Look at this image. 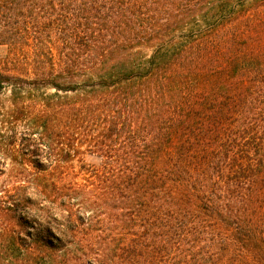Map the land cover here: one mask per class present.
Masks as SVG:
<instances>
[{
	"label": "trees",
	"instance_id": "trees-1",
	"mask_svg": "<svg viewBox=\"0 0 264 264\" xmlns=\"http://www.w3.org/2000/svg\"><path fill=\"white\" fill-rule=\"evenodd\" d=\"M0 47V264H264V0H0Z\"/></svg>",
	"mask_w": 264,
	"mask_h": 264
},
{
	"label": "rangeland",
	"instance_id": "rangeland-1",
	"mask_svg": "<svg viewBox=\"0 0 264 264\" xmlns=\"http://www.w3.org/2000/svg\"><path fill=\"white\" fill-rule=\"evenodd\" d=\"M5 54H6V48L0 47V56L3 57ZM48 93H54V90H48ZM9 97H10L9 93H6L5 95L0 96V101L3 103V106H5L6 108H8L10 106L9 101H7ZM24 131H25L24 127L19 126V127H17L15 133H8L7 139H6L7 144L15 147L18 151H20V149H21V146H20L21 136L23 135ZM83 160L86 164H89V165H97L99 163L98 159H96L93 156H89V155H85L83 157ZM5 163H6V170L8 171V175L4 176L2 178L3 181L10 178L11 172H12V170H14V168L20 167L19 164H17V162H13L10 159V157H6ZM74 164L77 167V169H79L81 163L76 160V161H74ZM30 168H32V167H30ZM19 231L20 230H16V233H18ZM22 237L30 240L28 238V236H26L24 234ZM27 244H29V243H27ZM1 246L6 247V248L14 247L11 241H9V243H8V241H6L4 239L0 240V248H1ZM5 258L8 259V257H5ZM5 264H7V263L5 262Z\"/></svg>",
	"mask_w": 264,
	"mask_h": 264
}]
</instances>
